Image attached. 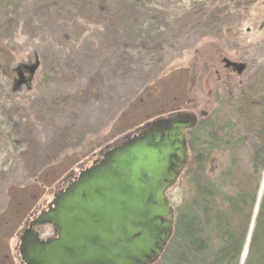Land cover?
I'll list each match as a JSON object with an SVG mask.
<instances>
[{
  "label": "rangeland",
  "instance_id": "1",
  "mask_svg": "<svg viewBox=\"0 0 264 264\" xmlns=\"http://www.w3.org/2000/svg\"><path fill=\"white\" fill-rule=\"evenodd\" d=\"M262 62L264 0H0V264L80 170L148 122L207 115Z\"/></svg>",
  "mask_w": 264,
  "mask_h": 264
},
{
  "label": "water",
  "instance_id": "2",
  "mask_svg": "<svg viewBox=\"0 0 264 264\" xmlns=\"http://www.w3.org/2000/svg\"><path fill=\"white\" fill-rule=\"evenodd\" d=\"M242 72L246 64L224 58ZM191 114L146 123L54 195L18 246L23 264H153L175 226L168 191L190 157ZM52 225L56 236L35 228Z\"/></svg>",
  "mask_w": 264,
  "mask_h": 264
},
{
  "label": "trees",
  "instance_id": "3",
  "mask_svg": "<svg viewBox=\"0 0 264 264\" xmlns=\"http://www.w3.org/2000/svg\"><path fill=\"white\" fill-rule=\"evenodd\" d=\"M187 142L189 190L154 264H264V62L198 116Z\"/></svg>",
  "mask_w": 264,
  "mask_h": 264
},
{
  "label": "flooded vegetation",
  "instance_id": "4",
  "mask_svg": "<svg viewBox=\"0 0 264 264\" xmlns=\"http://www.w3.org/2000/svg\"><path fill=\"white\" fill-rule=\"evenodd\" d=\"M48 206V205H47ZM43 210H45V209H43ZM35 216H37V215H35ZM35 218V217H34ZM20 262H21V260H20ZM21 264H23L22 262H21Z\"/></svg>",
  "mask_w": 264,
  "mask_h": 264
}]
</instances>
